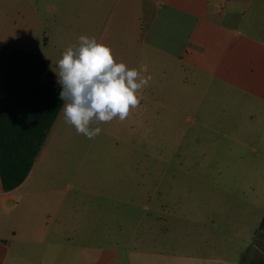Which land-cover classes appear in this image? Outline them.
<instances>
[{
	"label": "rangeland",
	"instance_id": "obj_1",
	"mask_svg": "<svg viewBox=\"0 0 264 264\" xmlns=\"http://www.w3.org/2000/svg\"><path fill=\"white\" fill-rule=\"evenodd\" d=\"M130 3L0 0V40L56 75L79 37L108 47L121 37L114 24L135 21ZM148 55L132 62L152 79L124 121L93 122L101 132L88 139L59 115L17 193L26 198L5 210L0 197V235L67 242L65 264H264V101L197 110L209 78ZM48 250L11 253L16 264H60Z\"/></svg>",
	"mask_w": 264,
	"mask_h": 264
},
{
	"label": "crops",
	"instance_id": "obj_2",
	"mask_svg": "<svg viewBox=\"0 0 264 264\" xmlns=\"http://www.w3.org/2000/svg\"><path fill=\"white\" fill-rule=\"evenodd\" d=\"M130 2L135 21L115 23L113 29L121 30L122 36L108 42L116 62L131 69L137 59L148 61L150 46L182 63L181 68L193 72L195 77L209 78L202 88L197 110L235 109L242 99L250 103L253 97L264 101V0ZM130 11L128 16L133 18ZM34 167L18 188L6 192L1 184L5 210L26 198L17 193L28 185ZM25 216L26 213L20 217V222L28 225ZM58 231L60 238V227ZM13 235H17L15 230ZM66 243L31 241L25 237L15 241L0 235V264H16L12 249H50L45 253L48 263L59 258L60 264H65V249H71Z\"/></svg>",
	"mask_w": 264,
	"mask_h": 264
},
{
	"label": "trees",
	"instance_id": "obj_3",
	"mask_svg": "<svg viewBox=\"0 0 264 264\" xmlns=\"http://www.w3.org/2000/svg\"><path fill=\"white\" fill-rule=\"evenodd\" d=\"M61 91L44 58L0 40V179L4 191L18 188L30 175L61 114Z\"/></svg>",
	"mask_w": 264,
	"mask_h": 264
},
{
	"label": "clouds",
	"instance_id": "obj_4",
	"mask_svg": "<svg viewBox=\"0 0 264 264\" xmlns=\"http://www.w3.org/2000/svg\"><path fill=\"white\" fill-rule=\"evenodd\" d=\"M57 66L63 120L88 139L101 132L90 127L93 122L124 121L139 106V92L152 79L117 63L108 46L86 36L64 51Z\"/></svg>",
	"mask_w": 264,
	"mask_h": 264
}]
</instances>
